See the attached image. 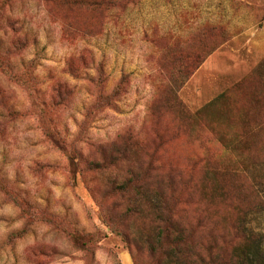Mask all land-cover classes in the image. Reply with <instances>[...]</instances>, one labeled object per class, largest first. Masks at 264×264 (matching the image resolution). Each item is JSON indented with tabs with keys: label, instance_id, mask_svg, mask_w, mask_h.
<instances>
[{
	"label": "rangeland",
	"instance_id": "obj_1",
	"mask_svg": "<svg viewBox=\"0 0 264 264\" xmlns=\"http://www.w3.org/2000/svg\"><path fill=\"white\" fill-rule=\"evenodd\" d=\"M137 1L0 0V264H264L262 2ZM146 162L175 175L197 257L112 232L114 172Z\"/></svg>",
	"mask_w": 264,
	"mask_h": 264
},
{
	"label": "trees",
	"instance_id": "obj_2",
	"mask_svg": "<svg viewBox=\"0 0 264 264\" xmlns=\"http://www.w3.org/2000/svg\"><path fill=\"white\" fill-rule=\"evenodd\" d=\"M133 0H86V3L93 8H102L107 11L119 2V5L125 9ZM139 1V0H138ZM137 1V2H138ZM215 26L203 27L198 31L192 33L184 46L201 45L209 35V31L215 30ZM203 48V47H202ZM183 51L176 54V60L182 64L181 70L183 76L188 77L198 68L199 64L207 57L211 50ZM184 59H191L193 64L188 67L184 64ZM180 68H178L179 71ZM59 93H64L66 87H59ZM255 94V93H254ZM50 136V135H49ZM52 138V137H51ZM130 142V141H129ZM128 146H124L127 148ZM112 182L113 190L119 194L120 199L123 201V209L121 211L119 222L112 223L116 232L123 235L124 238L130 240L131 233L135 230V225L138 224L144 231L141 235L140 241H134L133 244L141 245L152 256L158 259H163L164 256H169L174 253H182V257L188 261L187 257H197L196 253L189 251V234L186 230L187 227L181 223L180 214L183 209L178 208V198L174 194L173 187L175 188V175L169 172L168 175L162 176L159 168L152 162H146L142 167L128 163L115 172ZM114 185V186H113ZM150 193L155 198L148 195L149 210H145L143 205L139 203L145 194ZM110 222H112L110 220ZM82 237V236H81ZM79 240L80 238L76 236ZM200 264H204L200 261Z\"/></svg>",
	"mask_w": 264,
	"mask_h": 264
},
{
	"label": "crops",
	"instance_id": "obj_3",
	"mask_svg": "<svg viewBox=\"0 0 264 264\" xmlns=\"http://www.w3.org/2000/svg\"><path fill=\"white\" fill-rule=\"evenodd\" d=\"M261 2H262V5H260V6L262 8H264V0H261ZM256 13H258V12H256ZM257 15H258V17H261V21H260V26H258L256 28L255 32H256V35L259 38V40L263 41V39H264V9H263V11L259 12ZM251 35H252V37H254L255 33H252Z\"/></svg>",
	"mask_w": 264,
	"mask_h": 264
}]
</instances>
